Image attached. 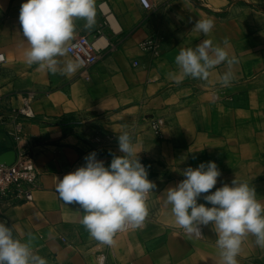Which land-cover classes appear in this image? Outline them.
<instances>
[{
    "label": "crops",
    "instance_id": "crops-1",
    "mask_svg": "<svg viewBox=\"0 0 264 264\" xmlns=\"http://www.w3.org/2000/svg\"><path fill=\"white\" fill-rule=\"evenodd\" d=\"M106 1L114 12L119 32L106 28L108 47L88 71L62 75L28 66V47L19 13L23 0H0V156L32 160L38 181L32 199L0 205V221L14 236L27 240L47 264H98L106 252L107 264H220L217 235L211 225L203 236L190 237L174 225L164 191L185 177L183 170L215 161L221 171L216 186L236 177L255 188L264 201V0H96L95 24L88 28L75 20V38L92 35L103 26L98 4ZM212 18L213 30L205 36L192 30L198 19ZM158 38L156 53L140 44ZM203 39L224 46L238 59L233 79L220 86L217 74L207 80L170 78L179 71L175 57ZM138 62V64H135ZM30 100L32 118L20 113ZM163 122V138L150 120ZM128 131L144 149L141 162L156 188L147 204L153 219L145 226L114 236L112 247L93 238L81 223L82 209L67 204L56 191L62 179L85 163L95 151L106 166L122 155L118 135ZM202 194L198 203H206ZM210 206V205H209ZM148 212V214H149ZM238 264H264V247L249 235L243 241Z\"/></svg>",
    "mask_w": 264,
    "mask_h": 264
},
{
    "label": "clouds",
    "instance_id": "clouds-1",
    "mask_svg": "<svg viewBox=\"0 0 264 264\" xmlns=\"http://www.w3.org/2000/svg\"><path fill=\"white\" fill-rule=\"evenodd\" d=\"M83 19L91 28L96 19V0H23L19 21L28 47L24 62L28 66L56 74L74 73L78 65L66 57L75 38V20ZM214 28L212 18L195 21L192 30L207 36ZM239 61L224 46L203 39L194 47L179 51L175 63L179 71L170 78L180 83L185 78L207 80L213 70L226 64L217 74L220 86H228L234 76L232 66ZM119 151L106 166L95 151L85 163L62 179L57 178L56 191L67 204H78L84 213L81 223L96 240L111 245L114 236L125 228L140 227L148 216L147 201L156 184L149 179L147 167L139 154L144 150L128 131L118 135ZM184 179L164 191L165 203L171 206L174 225L190 237L203 236L202 226L211 225L217 235L220 264H238L243 241L249 235L264 247V201L255 188L236 177L230 184L212 190L221 176L215 161L201 162L183 170ZM202 194L206 203H198ZM210 205V206H209ZM27 240L14 236L12 227L0 221V264H47L46 258Z\"/></svg>",
    "mask_w": 264,
    "mask_h": 264
},
{
    "label": "built area",
    "instance_id": "built-area-1",
    "mask_svg": "<svg viewBox=\"0 0 264 264\" xmlns=\"http://www.w3.org/2000/svg\"><path fill=\"white\" fill-rule=\"evenodd\" d=\"M142 5L149 9L152 7L150 0H140ZM99 10L103 15V26L96 29V31L90 35H82L74 39L71 42V48L69 53L73 55L80 64V74L88 77L89 68L95 64L102 56L103 51L108 47L107 37L105 29H110L114 34L118 33V23L115 18L114 12L106 1L98 4ZM140 47L146 52L156 53L160 47V40L158 38H148L144 40ZM6 61V57L3 53H0V64ZM138 64V62H135ZM20 113L25 118H32L35 116L34 109L30 100L25 99L23 106L20 108ZM153 131L163 138L162 133V120L152 118L150 121ZM38 170L35 163L28 159H17L14 162L8 164L0 162V205L5 198L10 197L12 203L30 201L32 199V190L37 185ZM151 193L147 204L150 202ZM155 213L149 212L147 219H153ZM143 222L140 227L129 226L119 233L126 232L132 229L143 228L146 222ZM110 249L111 245H107ZM98 264H107L106 252H99L97 255Z\"/></svg>",
    "mask_w": 264,
    "mask_h": 264
},
{
    "label": "water",
    "instance_id": "water-1",
    "mask_svg": "<svg viewBox=\"0 0 264 264\" xmlns=\"http://www.w3.org/2000/svg\"><path fill=\"white\" fill-rule=\"evenodd\" d=\"M0 162L10 164V163H12V162H14V161L8 160V159H7V156L4 155V156H0Z\"/></svg>",
    "mask_w": 264,
    "mask_h": 264
},
{
    "label": "rangeland",
    "instance_id": "rangeland-1",
    "mask_svg": "<svg viewBox=\"0 0 264 264\" xmlns=\"http://www.w3.org/2000/svg\"><path fill=\"white\" fill-rule=\"evenodd\" d=\"M151 120H152V119H151ZM151 120H150V121H151ZM150 125H151V123H150ZM162 126H163V122H162Z\"/></svg>",
    "mask_w": 264,
    "mask_h": 264
}]
</instances>
